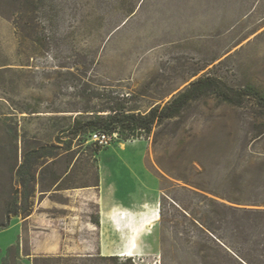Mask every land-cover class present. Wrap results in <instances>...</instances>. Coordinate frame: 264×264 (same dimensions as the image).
<instances>
[{
	"label": "rangeland",
	"instance_id": "374dc122",
	"mask_svg": "<svg viewBox=\"0 0 264 264\" xmlns=\"http://www.w3.org/2000/svg\"><path fill=\"white\" fill-rule=\"evenodd\" d=\"M202 77L241 101L209 94L103 146L68 133L85 111L143 114ZM257 98L264 0H0V264H264ZM102 161L133 216L95 227L92 190L57 192L95 183Z\"/></svg>",
	"mask_w": 264,
	"mask_h": 264
},
{
	"label": "trees",
	"instance_id": "16d2710c",
	"mask_svg": "<svg viewBox=\"0 0 264 264\" xmlns=\"http://www.w3.org/2000/svg\"><path fill=\"white\" fill-rule=\"evenodd\" d=\"M209 94H215L223 101L229 103H239L242 98H238L230 89L226 88L219 79L214 77H202L192 82L183 92L176 95L170 102L164 106H155L146 113H136L133 110H127L120 103H113L108 108L98 111H85L73 119L68 133L71 134L72 140L81 139L82 137H90L93 132H101L106 134L122 133L125 138H138L143 135H149L153 126L164 121L174 119L184 111L188 104L192 101L200 99ZM129 100V99H127ZM259 105L264 108V98H257ZM66 173V172H65ZM61 179V178H59ZM98 183L96 179L94 185ZM261 194L254 195L249 203L256 202ZM255 199V200H254ZM227 201H236L226 198ZM244 201V200H240ZM245 202V201H244ZM264 205V202H262ZM253 216L264 220V210L251 212ZM244 229V227H241ZM238 264H254L252 261L233 252ZM103 259L115 260V257H106Z\"/></svg>",
	"mask_w": 264,
	"mask_h": 264
},
{
	"label": "crops",
	"instance_id": "0c3cea01",
	"mask_svg": "<svg viewBox=\"0 0 264 264\" xmlns=\"http://www.w3.org/2000/svg\"><path fill=\"white\" fill-rule=\"evenodd\" d=\"M104 161H102L100 166H99L100 167L99 174H97L98 183L96 185L89 184L87 186H81V187H66V188L61 189L57 192L59 194H62V193H66L67 191L77 190L78 188L83 189V190H92L94 197H95V201H96L97 213H98V215H100V218H96L95 223H93L91 221V219H88L87 224H89L90 226H95V227L98 226L97 221H99L100 225L103 226L104 217H105V219L109 218V217H110V219H112L116 214H121V213L124 214V212H126L125 215L126 214L132 215V213L129 210L130 206H129L128 200L125 198V197H127V192H125V194H126L125 195L124 192L113 190V191L109 192L108 194H106V190L104 187L106 176H105V172L103 171L104 165H102V164H104ZM65 174H67V172ZM59 180L61 181L62 178ZM116 183L117 182H115V184ZM100 186H101V188H100ZM87 193L90 194V191H87ZM105 198H106V200H104ZM100 201H101V204H100ZM57 204L59 205V207L61 209H64V210L73 208L69 203L58 202ZM106 209L109 210L107 213L108 215H106V212H107ZM120 219H122V218H120ZM121 223L123 224V222H121ZM74 224H77V223L74 222ZM87 243H88L87 245L92 247L91 244H89L90 241ZM94 247H96L94 251L97 252V250H98L100 252V254L97 253V255H100L101 257H108L110 255H115V254L109 253L107 251V247L104 245H101V244L99 245V243H98V245H95ZM104 251H106L107 253L104 254Z\"/></svg>",
	"mask_w": 264,
	"mask_h": 264
},
{
	"label": "built area",
	"instance_id": "2783aa9c",
	"mask_svg": "<svg viewBox=\"0 0 264 264\" xmlns=\"http://www.w3.org/2000/svg\"><path fill=\"white\" fill-rule=\"evenodd\" d=\"M89 140L95 144L100 146L107 145L110 140L109 134L101 133V132H93L91 133Z\"/></svg>",
	"mask_w": 264,
	"mask_h": 264
},
{
	"label": "bare ground",
	"instance_id": "6f19581e",
	"mask_svg": "<svg viewBox=\"0 0 264 264\" xmlns=\"http://www.w3.org/2000/svg\"><path fill=\"white\" fill-rule=\"evenodd\" d=\"M103 173V172H102ZM100 188H101V186H100ZM103 196V195H102ZM104 200H106V198L104 199ZM100 204H101V201H100ZM103 205V204H102ZM108 206V205H107ZM107 210V209H106ZM108 211L109 210H107V212H106V215H108L107 213H108ZM156 215L155 216H157L158 217V210L156 209ZM102 213V212H101ZM111 213V212H110ZM124 213H126V212H124ZM111 215V214H110ZM105 216V215H104ZM107 217V216H106ZM124 218V217H123ZM135 249V248H134ZM132 250H133V248H132ZM107 252L106 251H104V254H106ZM125 255H130V254H125V253H120V254H118V256H125Z\"/></svg>",
	"mask_w": 264,
	"mask_h": 264
}]
</instances>
